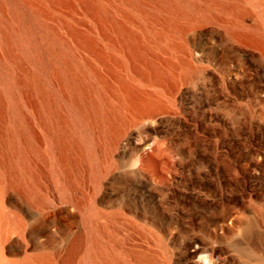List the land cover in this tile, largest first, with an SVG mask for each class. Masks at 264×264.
<instances>
[{"label": "bare ground", "instance_id": "obj_1", "mask_svg": "<svg viewBox=\"0 0 264 264\" xmlns=\"http://www.w3.org/2000/svg\"><path fill=\"white\" fill-rule=\"evenodd\" d=\"M242 1L264 6V0H0V194L14 188L36 201L42 162L71 199L74 172L86 161L94 191L85 217L84 264H170L164 236L185 219H200L209 240L233 238L232 254L188 241L185 260L264 264V202L250 201L249 217L235 206L243 194L259 193L263 178L244 170L241 186L227 177L241 173L236 165H175L172 139L140 151L139 164L127 173L133 207L142 197L155 211L154 227L122 209L99 207L102 181L117 169L115 151L142 149L132 146L127 128L145 121L157 134L180 86L200 74L201 54L187 42L188 32L215 21L232 42L264 54V29L246 24ZM230 76L236 79V73ZM213 178L228 192L225 198L207 192ZM149 182L155 187L144 194ZM204 198L218 205L205 206ZM78 248L75 236L54 254L17 264H72Z\"/></svg>", "mask_w": 264, "mask_h": 264}, {"label": "rangeland", "instance_id": "obj_2", "mask_svg": "<svg viewBox=\"0 0 264 264\" xmlns=\"http://www.w3.org/2000/svg\"><path fill=\"white\" fill-rule=\"evenodd\" d=\"M242 3L246 9V24L264 29V16L260 10L264 6L246 1ZM186 39L201 54L198 62L200 74L193 81L180 86L176 95V106L172 113L161 116L160 131L157 134L149 133L146 128L148 123L145 121L127 128L126 135L133 140L132 146L142 145V149L116 150L113 159L117 169L106 174L102 181L99 207L104 211L122 209L126 216L135 217L148 227H154L155 211L142 197L137 201V208L133 207L134 202L130 200L131 194L127 191L133 181L127 173L139 164L140 151L155 142L164 141L165 138L174 140L171 161L175 165H236L241 173L230 171L228 178L240 180V185L244 186L247 183V171L256 177L261 176L263 180H260L264 183L263 51L256 46L232 42L221 24L215 21L198 23L188 32ZM231 73H236L234 81L231 80V76H234H230ZM244 166L247 169H243ZM90 167L86 161L77 166L70 192L71 199L42 162L37 165L39 175L35 191L36 201L31 200L28 193L14 188L0 194L2 264L22 263L26 257L32 258L39 253L54 254L66 247L75 236L78 238L79 248L72 264H84L88 239L85 217L91 211L94 191ZM123 175L127 177L122 178ZM153 187L155 185L152 182L147 183L143 193ZM174 188L183 193L180 187L171 186L169 189ZM207 192H214L216 197L222 198L228 194L215 178ZM136 194L139 195L140 192ZM250 201L255 205L264 202V188L259 193L243 194L235 205L246 217L252 216ZM203 202L205 206L207 203L211 206L218 205L214 199L210 201L204 198ZM187 207L183 209L179 206L178 209L189 212ZM208 210L211 211V208ZM18 222L22 226L19 229L15 227ZM180 226L179 230L164 236L170 264H206V258L202 256L190 260L183 258L188 241L200 245H215L224 254H232L229 249L232 236L229 239L209 240L208 231L201 225L200 219H185ZM261 233L264 235L263 230ZM257 254L263 255L261 247ZM250 262L253 263L254 260L251 259ZM240 264L243 263L240 261Z\"/></svg>", "mask_w": 264, "mask_h": 264}]
</instances>
